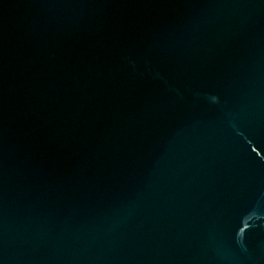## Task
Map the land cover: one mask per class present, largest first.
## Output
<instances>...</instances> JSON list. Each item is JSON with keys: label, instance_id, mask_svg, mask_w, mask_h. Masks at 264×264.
Instances as JSON below:
<instances>
[{"label": "water", "instance_id": "1", "mask_svg": "<svg viewBox=\"0 0 264 264\" xmlns=\"http://www.w3.org/2000/svg\"><path fill=\"white\" fill-rule=\"evenodd\" d=\"M0 264H264V0H0Z\"/></svg>", "mask_w": 264, "mask_h": 264}]
</instances>
